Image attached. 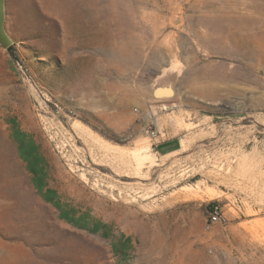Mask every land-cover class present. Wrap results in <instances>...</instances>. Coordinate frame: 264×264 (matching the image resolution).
Here are the masks:
<instances>
[{
    "label": "rangeland",
    "instance_id": "1",
    "mask_svg": "<svg viewBox=\"0 0 264 264\" xmlns=\"http://www.w3.org/2000/svg\"><path fill=\"white\" fill-rule=\"evenodd\" d=\"M263 44L264 0H0V264H264Z\"/></svg>",
    "mask_w": 264,
    "mask_h": 264
},
{
    "label": "flooded vegetation",
    "instance_id": "2",
    "mask_svg": "<svg viewBox=\"0 0 264 264\" xmlns=\"http://www.w3.org/2000/svg\"><path fill=\"white\" fill-rule=\"evenodd\" d=\"M16 132L11 137L12 142L15 145L16 156L22 162L24 169L30 176V183L36 195L39 196L42 201L51 205L59 216L65 215L70 218V220L67 218H63L62 220L76 228L100 235L105 229L103 225H100L96 221L90 222L88 219L80 221L79 219L71 217L72 209L64 206L57 197V193L54 189L47 184L49 182L48 169L44 157L40 153L37 145L30 137L20 134L18 131ZM92 229L95 230L92 232ZM122 241H126V239L123 238Z\"/></svg>",
    "mask_w": 264,
    "mask_h": 264
},
{
    "label": "crops",
    "instance_id": "3",
    "mask_svg": "<svg viewBox=\"0 0 264 264\" xmlns=\"http://www.w3.org/2000/svg\"><path fill=\"white\" fill-rule=\"evenodd\" d=\"M180 145V139L178 138H170L164 141H161L158 145H156V153H162L163 155H167L173 153L178 149Z\"/></svg>",
    "mask_w": 264,
    "mask_h": 264
},
{
    "label": "built area",
    "instance_id": "4",
    "mask_svg": "<svg viewBox=\"0 0 264 264\" xmlns=\"http://www.w3.org/2000/svg\"><path fill=\"white\" fill-rule=\"evenodd\" d=\"M221 209L219 205L211 204L208 211V217L205 227L209 229L212 224L216 223L221 217Z\"/></svg>",
    "mask_w": 264,
    "mask_h": 264
},
{
    "label": "trees",
    "instance_id": "5",
    "mask_svg": "<svg viewBox=\"0 0 264 264\" xmlns=\"http://www.w3.org/2000/svg\"><path fill=\"white\" fill-rule=\"evenodd\" d=\"M18 132H19L20 134H23V133H22V132H20V131H18ZM60 218H61V219H63V218H67L68 220H70V218L66 217L65 215H60ZM95 229H96V228H95ZM95 229H92V232H93ZM103 236H104V237H106V236H107V234H106V233H104V234H103ZM125 239H126V242H128V241H129V238H127V237H126ZM118 251H121V252H122V251H124V250H123V249H122V250H120V249H119Z\"/></svg>",
    "mask_w": 264,
    "mask_h": 264
},
{
    "label": "water",
    "instance_id": "6",
    "mask_svg": "<svg viewBox=\"0 0 264 264\" xmlns=\"http://www.w3.org/2000/svg\"><path fill=\"white\" fill-rule=\"evenodd\" d=\"M8 50H10V49H8ZM158 93H159V95H160V94H166L167 91H164V89H160V90L158 91Z\"/></svg>",
    "mask_w": 264,
    "mask_h": 264
},
{
    "label": "bare ground",
    "instance_id": "7",
    "mask_svg": "<svg viewBox=\"0 0 264 264\" xmlns=\"http://www.w3.org/2000/svg\"><path fill=\"white\" fill-rule=\"evenodd\" d=\"M264 45V44H263ZM102 99H104V98H102ZM105 102H107L106 100H105ZM107 104V103H106ZM92 141L94 142L95 140L92 138ZM113 149V148H112Z\"/></svg>",
    "mask_w": 264,
    "mask_h": 264
}]
</instances>
